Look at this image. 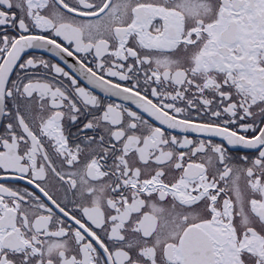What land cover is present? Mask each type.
<instances>
[{
	"label": "flooded vegetation",
	"instance_id": "af4514ba",
	"mask_svg": "<svg viewBox=\"0 0 264 264\" xmlns=\"http://www.w3.org/2000/svg\"><path fill=\"white\" fill-rule=\"evenodd\" d=\"M0 264H264V0H0Z\"/></svg>",
	"mask_w": 264,
	"mask_h": 264
}]
</instances>
